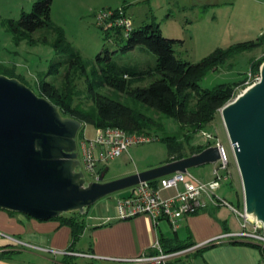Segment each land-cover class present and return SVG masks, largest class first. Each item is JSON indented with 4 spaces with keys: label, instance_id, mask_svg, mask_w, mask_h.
<instances>
[{
    "label": "rangeland",
    "instance_id": "rangeland-1",
    "mask_svg": "<svg viewBox=\"0 0 264 264\" xmlns=\"http://www.w3.org/2000/svg\"><path fill=\"white\" fill-rule=\"evenodd\" d=\"M34 1L0 0V17H3L2 21L0 19V64L15 67L16 73L24 76L23 82L37 93L38 82L45 78L62 92L67 87L72 103H80L92 111L94 101L90 98V88L93 87L97 92L141 110L158 124L145 131L156 138L151 142L132 146L135 151L132 157L119 156L107 163L109 171L106 180L131 174L129 172L136 167L165 163L169 159V151L163 137L176 136V139L186 143L187 130L181 128L176 119L159 113L128 93L116 90L104 82L105 75L109 76L114 69L127 73H121L120 76L126 78L129 87L148 86L160 75L155 70L157 55L141 45L126 52L119 50L114 38L107 39L103 28L97 23L98 13L103 10L122 9L131 19L133 27L158 22L164 36L184 40L183 44L176 47V52L179 57L190 62L200 61L216 48L227 49L240 42L258 40L264 35V0H53L51 16L56 29H39L32 35L36 40L46 36L48 42L31 43L28 39H23L19 43L13 41L11 45V32L3 22L9 18L18 19L23 11H31ZM59 39H64L66 51L58 52L55 45ZM75 54L83 59L86 72L72 70L69 80L65 76L70 65L67 61ZM58 60L64 61L60 72L47 75L51 64ZM263 61L264 41L255 48L233 53L217 68L208 70L201 78L200 85L203 88H213L224 82L244 80L236 89L237 96L259 81ZM149 69L152 72L146 71ZM141 71L146 73L137 74ZM81 131L86 138L96 136V127L93 124L84 123L78 138ZM208 132L212 133V139L206 135ZM217 141L224 146L229 158V168L221 170L228 178L222 180L217 193L239 208L240 202L244 200L242 179L221 109L212 122L189 139L190 144L196 146L215 145ZM189 148L187 145L186 152L190 151ZM215 166L216 163H206L192 167L189 171L206 180L213 177ZM128 190L129 188L112 195L125 194ZM79 245L78 248H81ZM44 255L54 256L51 253ZM59 256L62 260L63 256ZM15 258L22 260L18 255ZM39 261L43 264H54L44 259L37 260L35 264Z\"/></svg>",
    "mask_w": 264,
    "mask_h": 264
},
{
    "label": "water",
    "instance_id": "water-1",
    "mask_svg": "<svg viewBox=\"0 0 264 264\" xmlns=\"http://www.w3.org/2000/svg\"><path fill=\"white\" fill-rule=\"evenodd\" d=\"M240 171L247 214L264 225V61L261 78L221 108ZM84 122L65 115L49 98L17 77L0 74V208L48 220L86 214L97 201L142 182L206 163L218 146L161 165L106 180L80 168L77 144Z\"/></svg>",
    "mask_w": 264,
    "mask_h": 264
},
{
    "label": "trees",
    "instance_id": "trees-1",
    "mask_svg": "<svg viewBox=\"0 0 264 264\" xmlns=\"http://www.w3.org/2000/svg\"><path fill=\"white\" fill-rule=\"evenodd\" d=\"M52 1L35 0L31 11H23L18 19L9 18L3 22L6 24L7 30L12 33L16 43L23 39H28L31 43L48 42L46 36L41 40H36L32 35L39 29H52L55 27L51 16ZM101 27L107 39L114 38L119 50L126 52L141 45L148 47L157 55L155 70L160 77L148 86L129 87L126 78L120 76L121 73L123 75L127 73L120 69H114L109 76L105 75L106 80L104 82L116 90L128 93L132 98L156 109L159 113L176 119L181 128L187 130L186 143L183 140L176 139V136L163 137L169 151V159L166 162L198 153L211 145H192L189 139L193 137L195 132L204 129L214 120L216 113L234 98L236 89L244 83V80L224 82L213 88H203L200 85V80L205 73L210 69L217 68L219 64L226 61L233 53L255 48L264 41V35H262L258 40L240 42L227 49L219 47L200 61L190 62L179 57L176 52V47L183 44L184 40L164 36L158 22L153 21L144 26L133 27L128 35H125L123 29L119 27ZM64 42V39L57 41L55 46L58 52L67 50ZM107 52L109 53V51ZM67 62L70 65L65 76L69 80L71 78L70 71L72 72V70L86 72V66L80 56L75 54ZM63 65L64 61L62 60L52 63L47 75L60 72ZM146 71L152 72L150 69ZM1 73L24 81V76L16 73L15 67L0 64ZM143 73L146 72L141 71L137 74ZM38 89L39 95L49 98L60 107L65 115L76 117L84 123L93 124L96 128L118 127L129 132H145L149 128L158 125L141 110L131 107L121 100L97 92L93 87L90 88V98L94 101L92 111L80 103H72L67 87H65L66 91L62 92L55 84L46 81L45 78L38 82ZM80 134L82 136L84 133L81 131ZM186 144L190 147L189 152H186ZM240 203L242 204L243 200ZM85 215L79 212H72L54 219H59L62 224L71 227L72 240L75 243L84 231ZM160 243L165 251L181 250L194 245L191 241L183 242L177 238H162ZM239 243L259 248L264 257V247L261 245L249 242ZM69 250L75 251L72 246H70ZM15 252H0V258L8 257L11 254H15ZM62 262L64 264H77L73 261V257L67 254H64Z\"/></svg>",
    "mask_w": 264,
    "mask_h": 264
},
{
    "label": "crops",
    "instance_id": "crops-1",
    "mask_svg": "<svg viewBox=\"0 0 264 264\" xmlns=\"http://www.w3.org/2000/svg\"><path fill=\"white\" fill-rule=\"evenodd\" d=\"M0 19L2 21L3 17ZM9 35L12 45L13 35ZM7 39L9 37L4 41ZM134 152L132 147L120 157H132ZM155 165L136 167L129 173ZM212 178L200 179L208 181ZM171 193L172 191H168L165 195ZM119 195L102 198L88 209L84 231L75 243L72 240L71 227L62 224L59 219L40 220L24 213L0 208V252L16 251L15 254L1 259L0 264H35L37 260L43 259L62 264L59 255L64 256L63 251H72L69 250L70 246L75 250L72 252L86 254H67L73 257L77 264H133L117 259L148 253L152 244L162 238H177L183 242L198 244L224 232L238 231L241 228L239 218L229 207L214 204L199 213L180 219L176 230L167 219L162 218L158 223H154L153 219L145 214L120 219L117 218ZM78 244L81 248H78ZM45 253L54 256L48 257ZM15 255L21 256L22 260H17ZM78 259L80 262H77ZM263 260L259 248L224 240L185 254L174 264H261Z\"/></svg>",
    "mask_w": 264,
    "mask_h": 264
},
{
    "label": "built area",
    "instance_id": "built-area-1",
    "mask_svg": "<svg viewBox=\"0 0 264 264\" xmlns=\"http://www.w3.org/2000/svg\"><path fill=\"white\" fill-rule=\"evenodd\" d=\"M97 23L104 27H121L125 35H128L133 28L131 19L125 15L122 9L120 11H101L97 15ZM206 135L210 139L213 138L210 132ZM155 138L148 132H129L118 127H98L94 138H86L85 134L77 137L80 168L88 180H97L101 169L110 160L121 156L134 145L148 143ZM215 146L219 147L221 157L216 162L211 180H201L188 170L142 182L129 188L127 193L118 196L117 218L128 219L145 214L149 215L154 223L165 218L176 230L180 219L190 214L199 213L214 204L229 207L240 220V230L227 231L212 239L176 251H165L160 241L157 240L152 244L150 252L133 258L117 260L133 264H174L178 258L185 254L224 240L249 242L264 247V225L247 214L244 200L241 207L238 208L227 198L217 193L222 185V180L228 178L221 170L225 171L229 168V158L224 146L219 141L215 143ZM168 191H172V193L165 195V192ZM62 253L86 255L72 251H63ZM261 264H264V260Z\"/></svg>",
    "mask_w": 264,
    "mask_h": 264
}]
</instances>
